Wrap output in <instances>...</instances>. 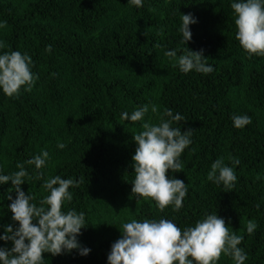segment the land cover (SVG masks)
<instances>
[{
    "label": "trees",
    "instance_id": "1",
    "mask_svg": "<svg viewBox=\"0 0 264 264\" xmlns=\"http://www.w3.org/2000/svg\"><path fill=\"white\" fill-rule=\"evenodd\" d=\"M233 2L239 0H142V7L129 0H0V23L6 22L0 27V55L28 54L38 76L32 91L21 89L19 98L0 89V175L24 163L31 179L21 187L38 206L48 195L44 180L83 177L79 187L69 189L73 200L63 210L85 213L86 228L77 239L90 252L45 253L44 264H108L124 222L168 219L183 230L206 213L217 214L243 237L238 247L247 254L245 264H264V57L249 58L237 41ZM181 14L197 20L187 45L180 43ZM186 47L203 50L214 71L185 74L165 56L177 50L178 59ZM145 104L143 121L121 118ZM153 104L158 113H152ZM168 109L184 117L173 127L194 131L180 157L182 172L168 173L188 188L179 212L172 207L160 212L143 198L137 203L132 193L134 136L144 122L159 124ZM233 115L252 122L237 129ZM43 151L49 153L44 168L25 163ZM218 158L237 176L231 190L207 179ZM9 189L15 199L12 183L0 184V236L7 225L19 227L9 209ZM250 220L257 224L251 235ZM13 246L0 239V248ZM217 264L234 261L222 255Z\"/></svg>",
    "mask_w": 264,
    "mask_h": 264
},
{
    "label": "clouds",
    "instance_id": "2",
    "mask_svg": "<svg viewBox=\"0 0 264 264\" xmlns=\"http://www.w3.org/2000/svg\"><path fill=\"white\" fill-rule=\"evenodd\" d=\"M130 5L142 7V0H129ZM234 23L237 27L236 39L240 46L252 56L264 57V0H239L233 2ZM182 24L179 32L182 34L181 44H188L192 40L190 25L197 23L191 14H181ZM6 27V22L0 23ZM0 47H3L0 44ZM159 47V45H157ZM49 53L52 46L46 48ZM165 56L176 61L179 70L185 74L193 70L203 74H210L214 68L207 63L203 50L192 51L188 47L177 59V50L165 52ZM33 60L28 54L19 51L5 52L0 55V89L9 98H19L21 89L31 92L38 76L31 71ZM149 111L145 104L129 115L122 113L121 118L132 123L143 121ZM152 113H158V107L151 105ZM164 117H168L165 119ZM233 125L242 129L251 124L247 115H233ZM184 121L179 113L173 114L168 109L160 117L159 124L149 120L142 123V131L134 136L138 147L132 157L134 179L132 193L145 201H154L160 212L172 207L179 212L187 196V185L180 179L168 178L169 170L173 173L182 172L183 164L180 160L182 153L192 143L194 131L188 129L182 132L180 126L173 127V123ZM63 149L64 144L57 145ZM49 153L43 151L40 155L26 161L28 165H35L36 169L45 167ZM234 165L240 160L231 157ZM19 171L10 175H0V184L12 183L15 199L9 189L7 200L12 213V220L18 223V228L5 226V235L0 239L11 241V250L0 248V262L2 264H44V254L59 256L65 252L78 250L80 255L86 256L90 249L82 248L77 237L85 226V213L75 209L63 210L66 202L73 200L69 191L72 187H79V181L65 179L59 175L44 180L42 190L48 195L39 200V206L33 201L36 197L30 192L25 194L22 185L29 173L25 164H17ZM37 179H43V173H38ZM207 179L223 185L231 190L235 186L237 176L232 167L224 163L223 158L216 159L211 164ZM257 207H259L257 205ZM257 228L254 220L248 221L247 233L253 234ZM122 238L116 241L108 255V264H217L222 255L233 259L234 264H245L247 254L238 247L243 237L230 232L225 220L217 214H205L195 226L181 230L176 223L168 219L148 220L142 222L132 219L124 222L120 229Z\"/></svg>",
    "mask_w": 264,
    "mask_h": 264
}]
</instances>
